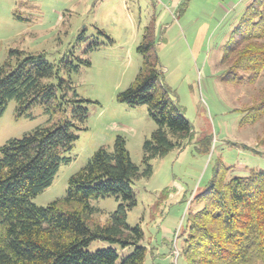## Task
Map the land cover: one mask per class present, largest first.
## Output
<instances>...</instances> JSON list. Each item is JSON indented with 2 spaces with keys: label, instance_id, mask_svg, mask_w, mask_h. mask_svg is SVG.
<instances>
[{
  "label": "rangeland",
  "instance_id": "obj_1",
  "mask_svg": "<svg viewBox=\"0 0 264 264\" xmlns=\"http://www.w3.org/2000/svg\"><path fill=\"white\" fill-rule=\"evenodd\" d=\"M251 1L0 0V65L12 49L44 54L57 65L77 49L83 30L99 44L86 56L91 66L81 67L72 76L77 94L92 101L87 129L76 132L78 140L65 155L72 162L61 165L52 186L33 203L46 207L65 197L71 176L86 167L101 147L113 151L117 136L126 139L133 163L144 169L143 145L157 125L146 106L121 104L117 95L139 73L143 58L137 48L144 28L155 18L164 84L191 123L194 136L183 148L152 160V175L132 184L137 205L128 212L127 223L140 225L144 232L141 245L148 249L144 264H186L187 216L203 208L196 196L213 179L217 164L222 162L229 169L227 179L264 171V118L255 125L242 124L245 110L260 101L264 72L254 83L243 71L238 73L240 82L222 81L228 70L221 63L225 47ZM16 109V101H11L0 117V148L49 119L40 105L21 118ZM120 203L114 197L91 201L97 210L94 219L108 223ZM107 248L115 249L120 260L134 250L101 240L86 250Z\"/></svg>",
  "mask_w": 264,
  "mask_h": 264
},
{
  "label": "trees",
  "instance_id": "obj_2",
  "mask_svg": "<svg viewBox=\"0 0 264 264\" xmlns=\"http://www.w3.org/2000/svg\"><path fill=\"white\" fill-rule=\"evenodd\" d=\"M15 17L24 20L17 13ZM156 28L153 18L137 48L143 58L139 73L117 95L121 104L146 106L157 125L143 145L144 169L133 163L126 139L117 136L113 151L98 149L87 166L71 176L65 197L46 207L33 200L52 186L62 164L72 162L65 155L78 140L76 132L87 129L92 101L77 94L72 76L91 66L86 56L99 44L83 30L77 39L80 53L73 48L57 65L44 54L18 49H12L0 65V117L11 101L17 103L18 118L30 116L36 105L49 116L45 125L0 148V264L145 263L144 232L140 225L127 223L128 212L137 205L132 184L152 175V160L183 148L194 136L191 123L164 84ZM221 63L228 67L222 75L225 82H240L238 73L243 71L254 83L264 72V0H252L246 7ZM259 97L245 110L242 124L255 125L264 118V90ZM228 170L222 162L217 164L213 179L196 196L203 208L187 216L186 264H264V171L227 179ZM107 197L121 203L109 222L101 224L94 219L97 210L91 201ZM96 240L134 250L121 260L113 248L87 251Z\"/></svg>",
  "mask_w": 264,
  "mask_h": 264
}]
</instances>
